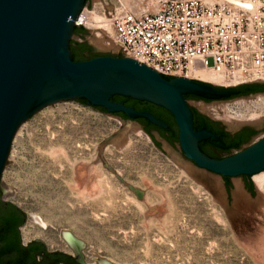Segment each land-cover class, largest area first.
<instances>
[{"label": "rangeland", "instance_id": "374dc122", "mask_svg": "<svg viewBox=\"0 0 264 264\" xmlns=\"http://www.w3.org/2000/svg\"><path fill=\"white\" fill-rule=\"evenodd\" d=\"M108 2L113 7L95 0L90 10L111 17L118 2ZM85 27L90 29L86 38L93 37L119 53L114 25L111 40L107 34L101 39L94 27ZM76 37L84 39L78 34L72 38ZM258 94L264 95V90L252 96L208 102L190 97L189 101L201 110L200 102L241 107L244 115L256 108L264 119V102L252 101ZM244 100L250 108L241 104ZM227 110V115L203 111L226 122L240 120L235 110ZM121 125L118 116L76 98L49 103L21 123L2 179L14 186L3 199L26 213L20 227L23 242L41 238L49 250L68 252L61 230L69 229L86 241L82 251L88 264L95 262L97 254L92 250L115 264H264L263 193L255 207L242 201L240 215L229 214L211 188L160 148L146 128H128L123 139L101 146ZM263 135L261 131L243 147ZM91 157L99 159L98 213L74 189L73 165ZM148 202L153 207L149 215ZM32 212L42 214L48 225L34 224L33 234L25 240L22 226L31 224Z\"/></svg>", "mask_w": 264, "mask_h": 264}, {"label": "water", "instance_id": "95a60500", "mask_svg": "<svg viewBox=\"0 0 264 264\" xmlns=\"http://www.w3.org/2000/svg\"><path fill=\"white\" fill-rule=\"evenodd\" d=\"M86 3L92 7V0H0V203L5 195L14 191V186L2 179L12 140L21 123L49 103L84 97L87 104L104 106L110 114L118 116L122 120L121 128L103 139L101 146L110 140L123 139L128 128H145L138 117L147 118L160 127H169L151 110L138 109L112 98L114 94H122L148 100L160 105V111L169 116L173 114L179 139L170 140L168 132L153 126L150 129L161 143L157 145L205 182L229 214L240 215L241 201L255 207L261 192L255 184L252 188L248 186V181L254 182L253 173L264 169V135L232 152L220 151L222 157L212 156L201 148L200 141L212 138L223 145L221 136L206 125L195 127L193 105L186 97L187 93H193L210 100L230 99L239 96L238 89L231 87L236 85L226 87L195 77L162 73L143 61L126 56L122 49L116 53L93 37L87 38L91 51L79 54V57H87L75 59L71 39L76 25H83L76 24L75 20ZM85 33L87 36L90 29ZM256 82L264 80L240 84ZM117 111H124L128 117L115 114ZM223 123L231 128L241 123L255 124L258 132L246 144L264 131V119ZM225 176L231 177L230 186ZM61 234L76 252L68 253L88 264L81 251L86 241L69 229L61 230ZM35 239L45 243L41 238ZM92 251L98 255L92 256L97 264H115Z\"/></svg>", "mask_w": 264, "mask_h": 264}, {"label": "built area", "instance_id": "2783aa9c", "mask_svg": "<svg viewBox=\"0 0 264 264\" xmlns=\"http://www.w3.org/2000/svg\"><path fill=\"white\" fill-rule=\"evenodd\" d=\"M86 10L76 24L86 25ZM115 13L119 52L162 73L202 79L190 73L208 67L226 85L264 80V0H160L154 11Z\"/></svg>", "mask_w": 264, "mask_h": 264}, {"label": "bare ground", "instance_id": "6f19581e", "mask_svg": "<svg viewBox=\"0 0 264 264\" xmlns=\"http://www.w3.org/2000/svg\"><path fill=\"white\" fill-rule=\"evenodd\" d=\"M97 1H99V0H97ZM116 1L118 2V4L117 5L115 4V6H114L116 12H119V11L123 10V8H126V9H129V10L134 11L135 13L139 14V13H142L145 11L156 10L158 8L160 0H116ZM232 1L238 2L239 0H232ZM107 4H108V6L113 7V5L110 4L109 2H107ZM115 14L113 13L112 16L110 17L109 15H106L105 12L101 14V13H99L93 9L92 10H86L85 14L83 16V20L85 21V23L87 25H89L92 28L94 27L96 29V30L95 29L94 30L100 36L101 39H104V35L107 34V35H109L110 40H111V38L114 34V29L112 27L113 26L112 24H113ZM193 75H198L203 79H207V80L215 82V83H222V84L228 83V80L223 73L218 72V71H216L212 68H208V67L196 68L195 70H193L190 73V76H193ZM252 101L256 105H259V104L264 102V95L258 94L256 96V98L252 99ZM199 104L203 110L209 111L215 115H220V114L227 115V113H226V111H228L227 109L231 108V109L236 111L237 117H238V119H240L239 121H251V120L255 121V120H257V118H259V117L262 118V116H263V115L260 116L261 113H259L258 109H256V108H253V110L247 112V115H244V111L242 110L241 107L235 109V107L229 106L227 104H216V103L215 104H207L205 102H200ZM241 104L245 105L248 108L251 107V104H248V102L246 100H244V102H241ZM222 112H225V113H222ZM230 115H228V116H230ZM223 118H224V116H223ZM91 158L92 159L89 161H82L81 160V161L76 162L75 164L73 163L74 164L73 165L74 172H75L74 173L75 174V176H74L75 177L74 189L76 190V195L78 196V198H80L82 200H85V199L89 200V205H88L89 208L92 210V212L98 213V208L101 205V194H100V188H99L100 178L98 175L99 159L96 157H91ZM253 180L256 183L259 191L264 194V169L254 172L253 173ZM143 201H144V199H143ZM137 202L139 203V205H141L140 201H137ZM148 204H149V202H148ZM147 206L148 207L146 209V214L149 215L152 213L153 207L151 206V204H149ZM30 214L32 217L31 224L25 223L22 226V233H23L25 240L29 239L30 236L33 234L34 231L32 230V227L34 226V224H39L41 227H46L48 225L47 219L42 214H40L38 212H32ZM65 230H67V229H65ZM61 239H62V241L64 243V247L67 249V251L70 253L76 254L75 249L68 243V241L64 238V236L62 234H61ZM50 244H54V243L51 242ZM81 251H82V248H81ZM95 257H98V255H95ZM102 257H104V256H102ZM104 258H106V257H104ZM97 263H98V261L95 258V262L93 264H97Z\"/></svg>", "mask_w": 264, "mask_h": 264}, {"label": "flooded vegetation", "instance_id": "af4514ba", "mask_svg": "<svg viewBox=\"0 0 264 264\" xmlns=\"http://www.w3.org/2000/svg\"><path fill=\"white\" fill-rule=\"evenodd\" d=\"M86 33L83 36L84 39L82 43L89 44V41L86 38ZM80 40V39H79ZM79 48H83V44H80L78 47H75V51ZM87 56L78 57L77 59H84ZM257 84L252 87L253 92L263 91L264 90V82H256ZM196 100H204L206 102L210 101V99L203 98L201 96L193 97ZM197 109V119H202L203 123L200 126L206 125L208 128L213 129L216 133L220 134L221 139L223 141V145H218V141L212 138L204 139L200 141L201 148L210 155L219 156L220 151L224 152H232L234 150L240 149L243 145H245L257 132L258 128L255 124L252 123H241L235 128H231L228 124L223 123L222 120H218L215 117H212L210 114L201 110L198 106L193 105ZM154 111L160 113L163 118H171L168 114L160 111L158 106L151 107ZM153 112V111H152ZM154 113V112H153ZM142 125L147 126L146 123L142 122V119L137 118ZM195 120V116H194ZM160 128V127H157ZM164 128V127H161ZM160 128V129H161ZM168 129V127L166 128ZM152 132V131H151ZM153 133V132H152ZM154 134V133H153ZM155 138L159 141V137ZM168 139L170 138V133L168 132ZM174 141V140H173ZM160 142V141H159ZM161 145V143H160ZM13 202L9 200H4L1 203V208L6 212L5 214L11 219H20L23 216V213L12 204ZM21 226H19L20 229ZM4 236L0 240V246L2 244H9L13 242H19L20 245H28L34 252H28V250H15L7 253L3 258L2 262H6L5 264H83L76 258H74L68 252L60 251V250H49L41 240H32L29 243L23 242V240L19 239V233L17 229H13L11 231H2ZM21 235V230L19 231ZM22 238V236H21ZM64 252V253H63ZM30 255V256H29Z\"/></svg>", "mask_w": 264, "mask_h": 264}, {"label": "trees", "instance_id": "16d2710c", "mask_svg": "<svg viewBox=\"0 0 264 264\" xmlns=\"http://www.w3.org/2000/svg\"><path fill=\"white\" fill-rule=\"evenodd\" d=\"M88 0H86L87 2ZM87 31V28L83 25L81 26H77L75 27L74 30V34H78V35H83L85 32ZM80 44H83V48H79L75 51V47H78ZM71 49L73 52V57L75 59H77L79 57L80 53H85L86 51L90 52L91 51V46L89 44H84L82 43V41L77 40V39H71ZM166 78H171L172 76L170 75H164ZM257 83H244V84H240V85H236V86H231L232 88H236L238 89V95H245V94H249L250 92H253L252 87L255 86ZM219 88H224V86H218ZM186 97L189 99L190 97H198L199 95L193 94V93H187ZM114 100L120 101L123 100L126 104L129 105H134L136 108L138 109H149L151 111H153L157 116H159L160 118H162L163 116L160 115V113L154 111L151 107L152 106H160L157 105L153 102H150L148 100H141V99H137L134 98L130 95H122V94H114L112 97ZM78 100L82 101L83 103H88L87 99L84 97H80L78 98ZM98 108L107 111V108L104 106H97ZM163 107V106H161ZM165 108V107H164ZM193 112H194V116H195V127L199 128L201 127L200 125L203 123L202 119H197V109L195 107H192ZM168 110V109H167ZM169 111V110H168ZM170 112V111H169ZM115 114L121 115L123 117H128V115L124 112V111H117L114 112ZM171 113V112H170ZM139 119H142L145 123H146V129L148 130V132L151 134V136L153 137L154 141L156 142V144L160 145V142L155 138L154 134L151 132V127H160L154 123H152L151 121H149L147 118L144 117H138ZM168 124L169 127L168 129L166 128H161L163 130H165L166 132L170 133V138L173 139L174 141L179 139V128L176 122L175 117L173 116V114L171 113V118H163ZM215 156V155H212ZM216 157H222L221 155L216 156ZM230 176H225V180L227 182V184L230 186ZM248 186H250L251 188L254 186V182L252 180L249 179L248 181ZM14 206H16L22 213L23 216L20 219H11L10 217H8L5 213V211H2L1 209V203H0V240L2 239V237L4 236L3 234V230L6 231H11L13 229H17V232L19 233V239L22 240L21 235H20V229L19 226L22 225V223L25 220V212L23 211V209H21L18 205H16L15 203H12ZM45 245V243H43ZM46 247V245H45ZM23 250L26 249L28 250V252H34L33 249L30 248V246L28 245H20L19 242H13V243H9V244H2L0 246V264H5L6 262H2L3 258L5 257V255L11 251H15V250ZM64 253V252H63ZM30 256V255H29Z\"/></svg>", "mask_w": 264, "mask_h": 264}]
</instances>
